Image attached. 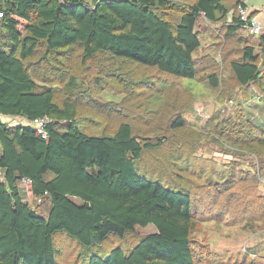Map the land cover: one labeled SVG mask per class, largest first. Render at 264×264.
I'll return each instance as SVG.
<instances>
[{
    "label": "trees",
    "instance_id": "1",
    "mask_svg": "<svg viewBox=\"0 0 264 264\" xmlns=\"http://www.w3.org/2000/svg\"><path fill=\"white\" fill-rule=\"evenodd\" d=\"M241 3L246 4L234 1L229 17L224 0H0V264H65L57 249L59 236L87 251V261L80 264L198 263L192 234L213 207L205 208L207 203L196 201L191 190L154 175L158 165H151L147 155L160 148L165 137L136 133L121 115L122 103H117L115 114L121 119L113 131L103 130V136L82 132L78 79L62 76L61 57L79 48L84 65L103 53L164 75L196 79L206 68L195 58L203 45L200 20H224L227 35H236L242 31L237 13ZM260 40V53L246 44L230 69L238 85L258 88L262 100L264 35ZM46 66L50 71L41 68ZM208 81L213 88L221 82L218 73H211ZM84 101L97 106L96 100ZM165 104L171 110L174 101ZM183 110L172 116L169 131L184 132L175 148L184 151L190 139L185 138ZM1 117L28 122L10 125ZM43 117L53 119L47 137L30 125ZM148 120L158 134L166 131L158 123L160 112ZM255 141L264 145V138ZM255 178L241 181L242 194L254 197ZM24 179L31 181L33 196L42 198L38 207L51 200L48 219L26 200ZM211 188L222 192L218 185ZM236 192L229 193L230 199ZM150 225L155 231L129 250L118 245L106 255L93 251L111 237L142 235Z\"/></svg>",
    "mask_w": 264,
    "mask_h": 264
},
{
    "label": "rangeland",
    "instance_id": "2",
    "mask_svg": "<svg viewBox=\"0 0 264 264\" xmlns=\"http://www.w3.org/2000/svg\"><path fill=\"white\" fill-rule=\"evenodd\" d=\"M234 1L224 0L231 11L229 17ZM245 1L258 11V17L264 15V0ZM226 24L224 20L217 23L205 18L200 20L197 29L203 45L195 58L206 68L196 79L164 75L156 69L103 53L84 65L79 48L61 57L65 71L60 73L64 77L77 76L76 96H81L79 101H83L77 121L82 132L103 136L106 134L103 130L113 131L121 119L115 114L117 103H122L125 108L121 115L132 123L136 133L152 139L165 137L164 144L147 155L151 165H158L155 170L158 175H154L166 184L191 190L196 201L200 198L203 204L207 203L205 208L213 207V212L197 223L192 234L197 264H264V145L253 143L254 139L264 138V97L260 99L257 87L248 90L238 85L230 69L232 61L242 58L246 44L254 45L260 53L262 35H252L243 29L228 36ZM41 68L49 70L47 66ZM211 73L220 76L218 88H213L208 81ZM53 84L58 87L61 82L55 80ZM85 97L96 100V105L105 110L85 103ZM168 100L174 101L171 110L165 104ZM182 110L180 115L185 118L188 133L185 138L190 139L184 151L183 147L175 149L181 145L184 132L169 131L172 116ZM155 111L162 116L158 123L166 130H161L163 133L158 134L148 120ZM8 118L1 117L10 125L17 122ZM251 126L255 129L253 133ZM249 177L250 180L256 177L257 181L255 195L251 198L242 194L245 185L241 181ZM211 184L218 185L222 192H215ZM231 191L237 192L230 199ZM72 199L78 205L83 204L77 197ZM37 204L34 203L35 208ZM51 209L52 202L46 199L36 210L40 217L48 219ZM198 211L203 213L200 207ZM154 231V226L150 225L142 235L111 237L93 251L106 255L118 245L129 250L144 235ZM56 244L59 258L65 264L87 261V251L67 237H57Z\"/></svg>",
    "mask_w": 264,
    "mask_h": 264
},
{
    "label": "built area",
    "instance_id": "3",
    "mask_svg": "<svg viewBox=\"0 0 264 264\" xmlns=\"http://www.w3.org/2000/svg\"><path fill=\"white\" fill-rule=\"evenodd\" d=\"M237 13L239 21L242 24V29L247 30L252 35H264V22L258 17V11L251 9L247 4H239ZM2 16V14H0ZM258 94V93H257ZM259 96V94H258ZM53 119L50 117H43L36 119L34 122H30V125L43 137L48 136L47 127ZM22 185L25 187L27 193L26 200L30 205L34 206V203H42V198H36L33 196L31 190V181L24 179Z\"/></svg>",
    "mask_w": 264,
    "mask_h": 264
},
{
    "label": "crops",
    "instance_id": "4",
    "mask_svg": "<svg viewBox=\"0 0 264 264\" xmlns=\"http://www.w3.org/2000/svg\"><path fill=\"white\" fill-rule=\"evenodd\" d=\"M245 3H246V1H245ZM247 4V3H246ZM248 5V4H247ZM260 18V20L261 21H263L264 22V15H262V16H260L259 17ZM243 30V29H242ZM8 121H17V122H15V124L14 125H16V124H27V120H25V119H23V118H19V117H9L8 118ZM7 122V121H6Z\"/></svg>",
    "mask_w": 264,
    "mask_h": 264
}]
</instances>
